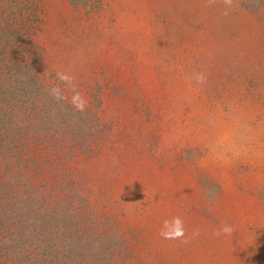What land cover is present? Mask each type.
Here are the masks:
<instances>
[{"label":"rangeland","instance_id":"rangeland-1","mask_svg":"<svg viewBox=\"0 0 264 264\" xmlns=\"http://www.w3.org/2000/svg\"><path fill=\"white\" fill-rule=\"evenodd\" d=\"M224 12L0 0V59L33 45L27 82L0 63V264H264V0ZM57 71L84 113L48 95ZM15 146L34 155L18 173ZM173 216L200 235L163 239Z\"/></svg>","mask_w":264,"mask_h":264},{"label":"clouds","instance_id":"clouds-1","mask_svg":"<svg viewBox=\"0 0 264 264\" xmlns=\"http://www.w3.org/2000/svg\"><path fill=\"white\" fill-rule=\"evenodd\" d=\"M216 0H208V5L211 6ZM234 0H223L225 6L224 15L228 14V10L232 8ZM56 79L60 81V84H52L48 88V95L57 103L65 101L68 97L65 92L61 89V84L65 85L67 89L72 92L70 105L74 111L84 113L88 106V101L84 94L77 90V85L74 83L75 77L65 71H57ZM206 78L202 74H197V81L203 83ZM234 228L231 225L224 224L220 228L213 232V236L219 237L221 235H231ZM159 235L165 240H177L181 243L187 244L192 238L200 235L199 230H194L191 237L186 236V230L184 222L180 216H173L171 220H164L160 229Z\"/></svg>","mask_w":264,"mask_h":264},{"label":"trees","instance_id":"trees-1","mask_svg":"<svg viewBox=\"0 0 264 264\" xmlns=\"http://www.w3.org/2000/svg\"><path fill=\"white\" fill-rule=\"evenodd\" d=\"M27 38H28L27 36L20 37L19 43L15 42V41H17V39L12 41V43L13 42L17 43V45L16 44H13V45H16L18 47V50H11L13 53V56L10 57L12 61H10V59L7 56L0 59V63H2L4 65L5 71H6V67H8L12 63L11 68H15V70L12 72V73H15V75L12 74L14 77V80H18V79H15L16 75L21 76V79L23 81L27 80L30 76L33 77V75H31L27 71V68L29 67V65H27L25 67V70H22L23 69L22 65L24 63H21V61H24L23 56L26 55V53H25L26 51L30 52L29 50L31 48H33L32 43ZM29 60H31V59H29ZM5 75H6V72H3V74L0 73V79L2 80L3 79L2 77H4ZM9 76H11V75H9ZM5 77L7 78L8 76H5ZM1 80H0V89L2 87L1 85H4L3 84L4 81H1ZM25 82H27V81H25ZM23 83L24 82H16L15 85H21ZM17 141H18V139H17ZM21 146H23V143L21 144ZM15 150H16V172L18 173L22 170V165L28 160V158L30 160H32L34 155L32 153V148L31 147L29 148L28 146L20 147V148L16 147ZM27 191L28 192H34L35 189L27 187Z\"/></svg>","mask_w":264,"mask_h":264}]
</instances>
